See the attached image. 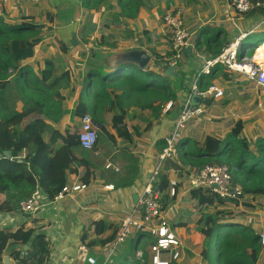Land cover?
Instances as JSON below:
<instances>
[{
  "label": "crops",
  "instance_id": "crops-1",
  "mask_svg": "<svg viewBox=\"0 0 264 264\" xmlns=\"http://www.w3.org/2000/svg\"><path fill=\"white\" fill-rule=\"evenodd\" d=\"M229 3L230 0H144L135 19L114 21V14L120 12L118 0H109L107 5H99L94 9L86 7L85 0H0L2 18L15 24L28 18L27 22L43 26L41 41L35 47L33 57L21 63L31 73H26L20 80L27 81L29 74L39 79L45 59L52 60L60 72L63 69L72 72L71 89L60 90L62 110L67 114L58 122L41 115L45 123L61 134H64L68 126L79 125V118L71 115L78 99L81 97L92 103L90 93L83 90L90 64L100 75H108L119 68L116 66L119 59L137 62L139 53L143 52L149 56V60L141 71L158 74L168 85V92L175 94L174 98L164 104L160 101L153 103V106L160 105L161 111L137 110L134 106L128 109L124 122L128 132H132L131 142L109 137L115 135L112 118L117 110L108 111V107L103 111L95 110L99 141L93 150H77L80 165L73 167V170H77L75 174H66V185L81 183L86 163L94 168L93 180L84 190L61 200H49L43 191L38 190L41 201L39 212L34 216L23 212H0V231L13 232L22 224L27 228L39 227V231L45 234L50 243L47 264H88L86 260L89 257L95 259V264H140L142 252L149 254L150 238L142 236L136 240L138 233L135 228L121 245H114V241L104 247L89 246L88 243L96 238V223L104 222L120 230L123 220L138 204L142 189L152 176L156 156L165 147V139L173 131L189 98L193 82H199L202 75L209 76L208 85L204 84L200 91L205 92L208 87L216 86L223 94L216 99L211 96L206 99L197 98V102L192 101L196 97L190 98L192 104L204 105V113L184 123L180 140L201 144L206 137L223 139L238 122L242 125L240 136L248 140L251 148L258 138H264V88L251 82L245 75L229 72L221 65L211 68L209 74L200 72L204 62L214 56L204 43L197 42L200 32L205 33L204 38H218L225 44L246 32L238 50L240 57H247L249 51L256 47L249 44L264 39V14H237ZM169 4L170 8H167ZM178 10L183 11L182 18L190 33L189 46L179 54L174 71L166 74L173 55L162 16L167 11L176 13ZM144 31H148L150 36H146ZM152 36L156 38L153 40ZM73 38L75 42L72 44ZM101 39L114 44V47H95ZM55 40L66 44L68 57L60 54L52 45ZM148 48L168 59V63L155 64ZM257 48L254 55L257 54ZM262 62L264 66V60ZM32 83L26 84L29 89L25 95L17 91L16 82H10L4 91H0V120L34 106L41 92L36 91L34 81ZM168 102L172 105L166 109ZM37 117V113H31L24 119L22 127ZM146 124L149 127L145 132L139 136L134 135V128L142 129ZM188 149L189 146L185 148ZM26 153L23 151L21 155L25 156ZM161 171L169 181L165 192L167 206L162 216L181 243L180 259L172 264H209L202 257L208 242L197 227L201 213L190 197V191L196 189L190 185L191 176L197 170L182 163L176 151V157L166 160ZM174 185L177 188L173 187L175 193L170 197L169 188ZM109 186L113 188L107 189ZM242 201L252 203L253 207L243 206ZM217 210L233 213L241 211L232 220L224 222L226 227L218 232L219 235L234 231V224H237L239 227H248L258 236H264V196H244L237 207L227 201L223 207H208L206 212L213 215ZM34 219L37 221L34 222ZM84 233L88 234L85 240L82 239ZM259 243L256 264H264V244ZM82 247L87 251L82 252ZM18 248L21 249L20 246H8L2 258L13 263L12 252ZM212 255L217 254L212 251Z\"/></svg>",
  "mask_w": 264,
  "mask_h": 264
},
{
  "label": "trees",
  "instance_id": "trees-1",
  "mask_svg": "<svg viewBox=\"0 0 264 264\" xmlns=\"http://www.w3.org/2000/svg\"><path fill=\"white\" fill-rule=\"evenodd\" d=\"M108 3L109 0H85L84 5L94 9ZM118 3L120 12L114 14V21L118 19L125 21L138 16L144 0H118ZM167 8H170V4ZM257 14H264V8H255L243 15ZM27 19L23 18L21 23L15 24L0 16V91H4L10 82H17L24 78L26 73H31L28 67L21 66V63L33 57L34 49L41 41L40 33L43 26L27 22ZM143 33L150 36L148 31ZM204 36L205 33L200 32L197 42L204 43L207 50L211 49L213 57L217 56L225 43L218 38H204ZM201 40L204 41L199 42ZM52 45L60 54L68 57L69 50L65 43L55 40ZM252 45L256 46L255 48L263 46L264 39L256 44H249ZM95 47L113 48L114 44H108L101 39ZM148 51L155 64L168 63V59L159 56L154 49L148 48ZM172 55H174L173 51ZM92 66L90 64L88 76L83 82V90L90 93L92 103L80 97L71 115L80 119L90 114L96 124L98 119L94 115L95 110L103 111L105 107H108V111L117 110L112 118L115 135H109L113 140L117 137L125 142L132 141V132H128L124 122L130 107L134 106L137 110H160V105L153 106V103L160 101L164 104L175 97L172 91L168 92V85L164 80L153 71H141L136 66L128 64L119 66L114 73L100 75ZM72 76L71 70L63 69L60 72L59 67H55L52 60L45 59L39 72L40 78H36L37 76L33 78L34 89L41 92L34 106L0 120V212H21L20 204L30 198L36 190L43 191L49 200H55L57 194L66 185V174L76 173L77 170H73V167L80 165L76 156L77 150L81 149L78 140L81 132L79 125L68 126L64 134H61L41 118L43 115L58 122L67 114L62 110L60 90L71 89ZM208 79L209 76H200L199 90H203L204 84L208 85ZM116 91L119 93L115 94ZM156 107L158 108L154 109ZM31 113H37L38 117L22 127L24 119ZM148 127L149 125L146 124L142 129L134 128L133 133L139 136ZM241 130L242 125L238 122L223 139L206 137L201 144L184 139L176 145L180 161L191 168L200 170L206 165H226L232 182L241 190L237 200L222 199L210 189L196 188L190 191V197L196 202L201 213L197 227L208 242L202 257L209 264L257 263L260 239L251 229L234 224V231L218 234L223 227H226L224 222L232 220L233 216L235 218L241 211L233 213L217 210L213 215L206 212L208 207L213 205L223 207L227 201L233 202L237 207L244 196H264V138H258L251 148L248 140L240 136ZM97 132L98 142L100 133L98 129ZM187 146L189 149L185 150ZM23 151L27 153L21 158ZM7 153L10 157L6 155ZM93 178L94 168L86 163L81 183L87 186ZM168 186L167 175L160 171L157 182L152 184V189L160 193L159 202L162 212L167 206L165 192ZM173 187L177 188L176 185ZM241 204L245 207H253L249 202L242 201ZM118 231L119 229L113 225L98 222L94 229L96 238L88 245L104 247L116 239ZM137 233L136 240L142 236L149 237L140 230ZM87 237L88 234L84 233L82 239L85 240ZM8 246H20L21 249L12 252L13 263L7 264H46L50 257V243L45 234L39 231V227L27 228L22 224L13 232L0 231V264H6L2 255ZM212 251L217 255L213 256ZM148 252L149 254L142 252L140 264L151 263L149 246Z\"/></svg>",
  "mask_w": 264,
  "mask_h": 264
},
{
  "label": "built area",
  "instance_id": "built-area-1",
  "mask_svg": "<svg viewBox=\"0 0 264 264\" xmlns=\"http://www.w3.org/2000/svg\"><path fill=\"white\" fill-rule=\"evenodd\" d=\"M230 6L237 14L250 12L255 8H264V0H230ZM183 11L176 13L167 11L162 16L163 25L166 28V34L170 35V47L174 52L170 60V65L175 67L179 54L189 46L190 33L187 31L182 18ZM247 35L246 32L238 35L232 42L222 46L220 53L204 62L200 72L209 74L214 66L221 65L227 71L245 75L251 82L264 88V66L261 56L254 53L250 57H240L238 50L242 39ZM156 36H152L154 40ZM255 51V49H254ZM222 90L216 86H210L204 91L198 89V81L195 80L190 88V95L184 107L174 124L172 133L165 139V147L156 156V163L152 171L149 182L142 189L138 204L131 213L123 220L120 230L114 240V245H121L130 236L132 229L140 230L148 234L150 238L149 249L151 252L150 264H172L180 259L181 243L168 221L162 216L161 205L159 202L160 193L152 189V184L157 182L158 174L163 169V163L176 157V145L180 141V131L184 123L194 120L203 115L204 105L191 103L190 98L206 99L209 96L216 99L222 96ZM171 102L165 107L169 109ZM79 145L83 150H92L98 139V132L90 115H84L79 119ZM24 158V155H21ZM190 185L192 188H207L222 199L237 200L241 195L240 187L232 182L229 168L226 165L213 166L206 165L197 170L192 176ZM86 188L83 183L73 186L65 185L55 197V200H61L65 196L77 193ZM113 186L107 187L112 189ZM175 190L173 186L169 188L168 194L173 197ZM41 208L39 191L33 192L30 198L20 204V210L23 213L34 216ZM260 242L264 244V236H259ZM82 252L87 249L82 247ZM84 250V251H83ZM88 264H95V259L87 258ZM47 264V263H46Z\"/></svg>",
  "mask_w": 264,
  "mask_h": 264
},
{
  "label": "water",
  "instance_id": "water-1",
  "mask_svg": "<svg viewBox=\"0 0 264 264\" xmlns=\"http://www.w3.org/2000/svg\"><path fill=\"white\" fill-rule=\"evenodd\" d=\"M137 58H138L137 62H136L135 60H126V59H122V58H121V59H119V61H117L116 66H117V68H118L119 66L130 64V65L137 66V68H138L139 70H142V69L146 66V64H147V62H148V60H149V56H148L147 54L141 52V53H139V55H138ZM114 68H115V67H114ZM173 71H174V67L169 66V67L167 68V70L165 71V73H166V74H171ZM192 101H193V102H197L198 99H197V98H193ZM95 127L97 128V126H95ZM6 155H7L8 157H10V154H9V153H7ZM3 260H4V262H5L6 264L8 263V260H7L6 258L3 259Z\"/></svg>",
  "mask_w": 264,
  "mask_h": 264
},
{
  "label": "rangeland",
  "instance_id": "rangeland-1",
  "mask_svg": "<svg viewBox=\"0 0 264 264\" xmlns=\"http://www.w3.org/2000/svg\"><path fill=\"white\" fill-rule=\"evenodd\" d=\"M229 4H230V3H229ZM213 34H214V33H213ZM214 35H215V34H214ZM261 45H262V44H261ZM261 45H260V46H261ZM260 46H259V47H260ZM259 47L257 48V50L259 49ZM257 50H256V52H258ZM253 52H254L253 50H250L249 53H248L247 55H248V56H251V54H252ZM257 55H258V54H257ZM101 74H102V73H101ZM105 74H107V73H105ZM26 80H27V81H21V80H19V81L16 82V84H17V91H18L20 94L22 93V94L25 95V94L28 93L27 90H28L29 88L27 87L26 84H27L28 82H31V83L33 82V77H32V75L29 74V76H28V78H27ZM32 85H33V83H32ZM34 85H35V84H34ZM88 151H90V150H88Z\"/></svg>",
  "mask_w": 264,
  "mask_h": 264
},
{
  "label": "bare ground",
  "instance_id": "bare-ground-1",
  "mask_svg": "<svg viewBox=\"0 0 264 264\" xmlns=\"http://www.w3.org/2000/svg\"><path fill=\"white\" fill-rule=\"evenodd\" d=\"M257 51H258L257 54H259L261 56V59L264 60V45L261 46Z\"/></svg>",
  "mask_w": 264,
  "mask_h": 264
},
{
  "label": "clouds",
  "instance_id": "clouds-1",
  "mask_svg": "<svg viewBox=\"0 0 264 264\" xmlns=\"http://www.w3.org/2000/svg\"><path fill=\"white\" fill-rule=\"evenodd\" d=\"M255 49V48H254ZM254 49H253V51H254ZM97 129V128H96Z\"/></svg>",
  "mask_w": 264,
  "mask_h": 264
}]
</instances>
